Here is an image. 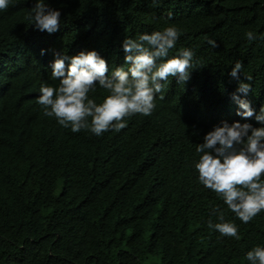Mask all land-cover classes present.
<instances>
[{
	"label": "trees",
	"instance_id": "trees-1",
	"mask_svg": "<svg viewBox=\"0 0 264 264\" xmlns=\"http://www.w3.org/2000/svg\"><path fill=\"white\" fill-rule=\"evenodd\" d=\"M0 264H264V0H0Z\"/></svg>",
	"mask_w": 264,
	"mask_h": 264
}]
</instances>
